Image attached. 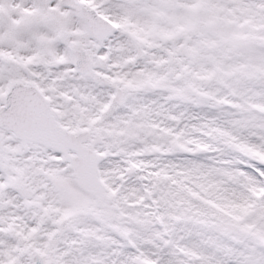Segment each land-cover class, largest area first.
Wrapping results in <instances>:
<instances>
[{
  "label": "snow or ice",
  "instance_id": "1",
  "mask_svg": "<svg viewBox=\"0 0 264 264\" xmlns=\"http://www.w3.org/2000/svg\"><path fill=\"white\" fill-rule=\"evenodd\" d=\"M0 264H264V0H0Z\"/></svg>",
  "mask_w": 264,
  "mask_h": 264
}]
</instances>
